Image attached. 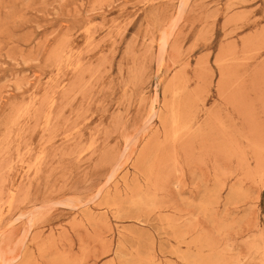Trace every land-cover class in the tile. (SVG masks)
I'll list each match as a JSON object with an SVG mask.
<instances>
[{"label":"rangeland","instance_id":"rangeland-1","mask_svg":"<svg viewBox=\"0 0 264 264\" xmlns=\"http://www.w3.org/2000/svg\"><path fill=\"white\" fill-rule=\"evenodd\" d=\"M0 264H264V0H0Z\"/></svg>","mask_w":264,"mask_h":264},{"label":"bare ground","instance_id":"bare-ground-1","mask_svg":"<svg viewBox=\"0 0 264 264\" xmlns=\"http://www.w3.org/2000/svg\"><path fill=\"white\" fill-rule=\"evenodd\" d=\"M168 113V112H167ZM164 119V118H163ZM162 120V119H161ZM114 174V173H113ZM106 184V183H105ZM108 186V185H107ZM140 201V200H139ZM27 247V246H26ZM121 248V247H120ZM177 250V249H176ZM182 254V253H181ZM121 255V254H120ZM120 257H122V256H120ZM207 263V262H206Z\"/></svg>","mask_w":264,"mask_h":264}]
</instances>
